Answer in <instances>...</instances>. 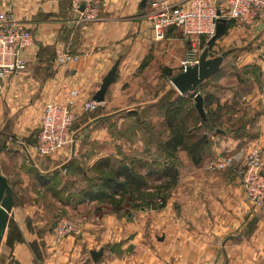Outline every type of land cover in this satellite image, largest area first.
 <instances>
[{
    "label": "crops",
    "instance_id": "1",
    "mask_svg": "<svg viewBox=\"0 0 264 264\" xmlns=\"http://www.w3.org/2000/svg\"><path fill=\"white\" fill-rule=\"evenodd\" d=\"M148 1L141 8V0H104L98 20L82 24L65 0H0V13L12 14L33 36L24 54L25 70L0 89V173L13 201L0 264H264V206L247 202L233 170H207L220 157L252 146L262 150L264 161V22L231 26L211 49L210 57L220 55L213 53L217 48L232 51L226 73L211 83L219 89L208 106L216 130H202L200 121L190 129L187 145L200 138L207 144L193 156L177 149V182L163 208L134 211L129 219L103 215L100 225L81 226L78 238L55 241L41 202L27 206L24 200L41 197L33 184L44 187L39 179L70 160L85 168L107 157L148 163L155 149L145 139L157 136L149 133L154 123L162 143L170 140L159 102L172 90L169 79L181 72L189 46L196 48L197 42L174 28L156 40L146 18ZM167 1L179 6L187 0ZM118 57L105 102L97 111L83 113V104L93 101ZM164 69L172 76L166 77ZM71 92L76 93L73 140L57 154L39 157L32 147L44 105L64 104ZM124 121L137 123L128 144L116 131ZM51 201L59 214L92 215L99 207ZM111 240L112 254L104 251ZM100 249L103 255L94 263L90 252Z\"/></svg>",
    "mask_w": 264,
    "mask_h": 264
},
{
    "label": "built area",
    "instance_id": "2",
    "mask_svg": "<svg viewBox=\"0 0 264 264\" xmlns=\"http://www.w3.org/2000/svg\"><path fill=\"white\" fill-rule=\"evenodd\" d=\"M78 23L97 21L104 0H65ZM150 11L146 16L156 40L163 39L166 30L177 29L184 38L197 42L190 51L196 55L199 38L208 40L214 35L216 21L224 19L234 28L264 22V0H187L183 5L171 6L167 0H149ZM81 7L83 9L81 10ZM33 45L32 33L17 25L10 13H0V89L5 81L22 73L27 65L24 54ZM70 57H68L69 59ZM191 62L189 52L181 62V71ZM75 92L64 104L44 105L36 143L32 149L39 157H51L68 146L73 138L71 127ZM99 108L94 101L83 104V113H93ZM264 161L262 150L257 146L242 152L220 157L207 166L211 172L233 170L239 180L247 202L255 208L264 206ZM160 205L161 201H155ZM53 237L62 240L68 235L79 234L76 227L61 218L52 229Z\"/></svg>",
    "mask_w": 264,
    "mask_h": 264
},
{
    "label": "trees",
    "instance_id": "3",
    "mask_svg": "<svg viewBox=\"0 0 264 264\" xmlns=\"http://www.w3.org/2000/svg\"><path fill=\"white\" fill-rule=\"evenodd\" d=\"M227 23L228 28H230L232 23L230 21ZM199 40L204 41L205 38L201 37ZM231 57L232 51H228L220 70L205 81L196 92L191 94L193 99L200 88H203L212 80L213 82L216 81L226 73V63ZM163 74L166 77L172 76V73L166 69L163 70ZM174 95L175 93L170 90L159 102V109L163 111L164 115V125L170 130L171 138L168 143H162L159 135L152 138L148 137L149 139L145 143L153 145L155 149L148 163L135 158H131L129 162H126L125 158L117 161L110 157L101 159L90 168L96 174L94 179H85L87 185L82 189H77L76 196L69 194L64 199H62L63 197H57V200L69 205H80L85 202L106 204L115 213L122 211L124 208L130 209V212L163 208L177 182L178 170L175 157L177 149L181 147L193 156L202 144V146L207 144L204 138H200L195 143L187 145L188 137L186 136L190 131V129H186L188 120L193 118L196 125L200 121L201 129L204 131L214 132L216 130L211 117L212 114L209 111L208 113L205 112L212 102L209 100L211 95L201 94L205 119H201L199 115V117L196 115L197 112L194 106L191 107L190 111L196 112L195 114L180 115L182 112L180 107L187 101L185 100L187 94L184 97L180 95L174 97ZM192 115H195L196 118ZM129 116L135 115L131 113ZM196 125L192 129H196ZM50 181L49 177L39 179L40 184L44 187L49 186ZM151 182L160 184L154 187V193L148 192L152 189ZM49 191L51 190L49 189ZM63 191L64 188L57 191L55 195H60ZM158 199L161 201L160 205L155 204Z\"/></svg>",
    "mask_w": 264,
    "mask_h": 264
},
{
    "label": "rangeland",
    "instance_id": "4",
    "mask_svg": "<svg viewBox=\"0 0 264 264\" xmlns=\"http://www.w3.org/2000/svg\"><path fill=\"white\" fill-rule=\"evenodd\" d=\"M206 42H207L206 39L204 41L199 40L198 43H200V46H199V44L197 46L198 52L202 51V49L206 47ZM216 43H217V41L213 44L212 48L214 46H216ZM190 44H192V43L190 42ZM215 51L216 52L213 51V53H215V54H217L218 52H219V54L222 53L221 48H217V50H215ZM210 52H211V50H210ZM210 56H211V53H210ZM211 83H213V80H212V82H209L208 84H206L203 88H200V91L198 93H199V95H201V94L202 95H211V98L209 100L213 101L215 98L214 94L218 93L219 89L214 87L215 85H213ZM171 89L175 93L174 97L176 95H179V93L172 87V85H171ZM200 92H202V93H200ZM187 96L185 98V100H187V101L185 103H183V105L180 107L181 111H182L180 115H186L188 113L189 114H195L196 113L194 111H190L191 107L194 106V99L191 97V93H188ZM174 97L172 96V98H174ZM209 100H208V102H209ZM205 112L208 113V108ZM192 116H195V115H192ZM193 121H194L193 118L188 120V122L186 123V129H192L193 127H195L196 123ZM109 126H111V133L114 134L116 128L113 129L112 123H109ZM154 126L155 127L151 128L153 131L149 130V133L158 135L159 133L156 131H160V128L158 127V124H156V123H154ZM136 128H137L136 122L124 121L120 125L119 130L117 127L116 131H121V132H118L121 134L120 140L122 142L125 141L128 144L130 141L134 140V137L132 134ZM148 139L149 138L145 139V141ZM110 158L114 159L115 161L118 160L117 158H114V157H110ZM131 158H133V157L126 156L125 161L129 162V160ZM218 172H220V171H218ZM95 175L96 174L92 170H90V168L78 166V163L75 160H70L64 166H62L60 169H58V170H56L50 174L49 179H51V181L49 183V186L38 188L37 185L33 184L32 190L35 191V193H37L41 197H30L29 200L27 198H24V200L26 203H28L27 206L32 204V202L34 200L41 202L42 206L46 209V213L48 214V220H49L50 224L52 225V228H51L52 236H53L52 229H53L54 225L57 223V221L61 218L66 219L70 224H72V226L76 227L77 230L79 231V234L68 235L66 237L71 236V237H77V238L81 234V226H84L85 224H88V223H91L94 225H100V221H101V218L103 215H114V214H116L118 217L129 219V218H127L129 216H127V215L131 214L130 209L124 208L122 211L115 213V212H112L111 208L106 206V204H104V205L97 204L99 207L94 211V213H92V215L91 214L90 215H84L83 213L73 214L71 212L66 213V214L57 213L56 208H55L54 204L52 203L51 199L57 200V197H63L62 199H64L69 194H73L74 196H76L77 195L76 194L77 189H82L87 185L85 182V179L86 180L94 179ZM151 184H152L151 185L152 189L148 192L154 193V187L157 185H160V184L155 183V182H153V183L151 182ZM63 188H64V191L61 192L60 195L59 194L55 195V193H57V191L63 190ZM49 189L51 191H49ZM70 206L73 207V206H76V204H71ZM55 214H57V215L54 216ZM53 216H54V218H53ZM14 237L16 240L17 236L14 235ZM53 238L55 241H60V240L56 239L55 237H53ZM65 238H63V239H65ZM104 247H105V249H104L105 252L111 253V254L113 253L112 240L109 244H107ZM104 258H106V255H104Z\"/></svg>",
    "mask_w": 264,
    "mask_h": 264
},
{
    "label": "water",
    "instance_id": "5",
    "mask_svg": "<svg viewBox=\"0 0 264 264\" xmlns=\"http://www.w3.org/2000/svg\"><path fill=\"white\" fill-rule=\"evenodd\" d=\"M146 0H141L140 7H145ZM83 7H81V10ZM228 23L224 19H218L216 21L215 32L212 37H210L206 42V47L195 54L190 51L189 46V56L191 62H194L196 57V63L192 66H187L184 71L172 76L169 79V83L172 87L179 93V95L184 96L188 93H194L196 90L209 78H211L215 73H217L228 53V51L222 52L216 57H210V49L213 44L218 41L227 31ZM190 45V43H189ZM121 61V57H118L114 62L110 70L101 80L100 87L98 91L94 94L92 100L101 105L105 102V95L108 88L115 81L118 67ZM194 108L201 119H205V113L203 109V98L199 93L194 95ZM12 190L6 179L0 173V243L2 241L4 232L6 230L9 216L12 211ZM103 255V250L91 251V260L96 263Z\"/></svg>",
    "mask_w": 264,
    "mask_h": 264
}]
</instances>
